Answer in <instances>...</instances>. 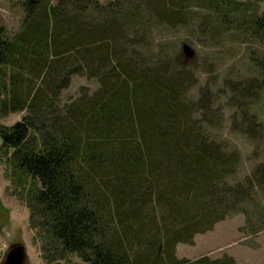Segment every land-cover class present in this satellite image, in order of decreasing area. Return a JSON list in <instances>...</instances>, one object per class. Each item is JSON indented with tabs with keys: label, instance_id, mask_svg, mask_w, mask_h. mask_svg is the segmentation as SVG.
Masks as SVG:
<instances>
[{
	"label": "trees",
	"instance_id": "obj_1",
	"mask_svg": "<svg viewBox=\"0 0 264 264\" xmlns=\"http://www.w3.org/2000/svg\"><path fill=\"white\" fill-rule=\"evenodd\" d=\"M138 1L133 7L135 0L107 6L22 0L23 26L12 37L0 20V113L26 111L0 127V154L13 183L32 180L28 223L42 234L44 257L236 264L228 256L193 262L174 256L178 243L192 245L196 234L240 211L258 185L257 170L243 184L227 181L239 154L212 138L206 102L198 100L197 108L186 101L188 74L179 57L167 68L133 42L148 26L145 18L180 22L184 0ZM260 2L211 0L209 6L223 26L264 47V13L250 9ZM261 53L250 57L257 74L229 86L252 129L249 106L264 96ZM75 75L96 79L99 88L61 104Z\"/></svg>",
	"mask_w": 264,
	"mask_h": 264
},
{
	"label": "rangeland",
	"instance_id": "obj_2",
	"mask_svg": "<svg viewBox=\"0 0 264 264\" xmlns=\"http://www.w3.org/2000/svg\"><path fill=\"white\" fill-rule=\"evenodd\" d=\"M107 6L114 0H97ZM244 3L249 0H234ZM22 0H0V20L9 37L19 32L24 22ZM211 0H184L182 15L173 25L162 22L157 16L148 21V26L137 34L134 43L145 55L169 68L175 57H179L188 74V87L184 95L192 106L204 100L208 106L206 117L214 128L208 129L212 138L222 142L239 154L236 173L227 179L231 184H243L252 175L258 185L251 189L249 199L239 205L240 211L227 215L210 231L196 234L193 244L178 243L174 256L178 260L193 262L201 258L210 261L224 256L233 258L236 264H264V96L251 101L249 106L252 129L246 118L237 113L234 96L231 99L229 86L249 80L257 74L251 56L257 57L264 47L251 41L246 35L235 33L231 27L223 26L210 8ZM133 7L140 6L135 0ZM264 13V2L252 5L250 9ZM233 16L232 14H230ZM194 50L192 57L182 53V45ZM99 88L96 79L75 75L69 86L62 90L60 103H71L86 95L91 96ZM202 102V101H201ZM199 107V105L197 106ZM195 108V109H197ZM26 114L13 112L5 116L0 113V127L12 126ZM198 114L193 115L197 117ZM214 123V124H213ZM209 125V124H208ZM1 143V141H0ZM11 168L0 154V264L9 248L21 244L25 249V264H82L74 254L52 260L41 252L42 234L35 233L29 226L28 192L32 180L11 181Z\"/></svg>",
	"mask_w": 264,
	"mask_h": 264
},
{
	"label": "water",
	"instance_id": "obj_3",
	"mask_svg": "<svg viewBox=\"0 0 264 264\" xmlns=\"http://www.w3.org/2000/svg\"><path fill=\"white\" fill-rule=\"evenodd\" d=\"M182 53L187 57L194 55V50L187 44L182 45ZM25 249L21 244L12 245L1 264H25Z\"/></svg>",
	"mask_w": 264,
	"mask_h": 264
}]
</instances>
